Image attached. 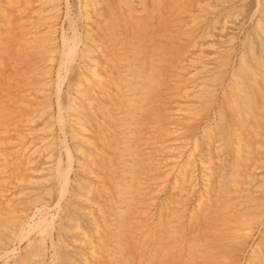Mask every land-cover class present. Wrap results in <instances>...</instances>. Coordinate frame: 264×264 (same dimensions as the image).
<instances>
[{"label": "bare ground", "instance_id": "bare-ground-1", "mask_svg": "<svg viewBox=\"0 0 264 264\" xmlns=\"http://www.w3.org/2000/svg\"><path fill=\"white\" fill-rule=\"evenodd\" d=\"M201 1L150 0V8L143 12L138 10L147 5H142L143 0H113L114 5L103 12V0H81L82 41L68 0H0V206L10 205L16 194L30 195L32 187L44 180L57 183L55 200L40 194L30 203L27 200L28 206L17 205L9 213L0 210V235H11L6 244L0 237V257L15 253L18 246L12 234L18 230L25 232L20 239L33 230L43 232L35 236L47 242L50 213L68 191L90 230L78 219H65L63 230L69 237L65 248L76 256L64 260L50 255L56 264H130L129 257L136 264H233L213 238L220 243L242 240L261 230L264 207L250 199L264 192V175H260L264 172V13L256 17L262 40L251 59L254 65L240 53L236 72L229 61L217 59L223 49L212 43L210 28L196 31L200 17L206 15ZM209 7L214 15V6ZM224 10L223 21L213 17L212 29L236 18L232 9ZM60 14L68 19L73 34L68 28L61 31L59 37H65L57 50ZM79 39L82 46L77 51ZM204 44L216 54H204ZM75 64L77 76L64 102L63 81ZM217 68L228 73L220 92L233 123L230 134L216 131L211 136L222 120L214 115L207 121L211 133L202 130L207 141L199 154L206 157L197 159V170L203 191L185 217L196 165L185 157L183 165L179 157L186 148L190 154L198 152V143L184 136L182 125L188 120L182 121L186 114L210 105L219 91L216 77L212 78ZM249 89L259 96L254 107ZM228 144L233 162L227 170H217L213 163L226 162ZM190 154H185L188 160ZM73 166L78 175L71 177ZM160 173L173 177L170 195L155 216L152 205L164 186L158 182ZM256 174L258 184L250 180ZM219 195L220 204L214 198ZM184 218L197 226L195 235L183 233ZM28 243L22 264L43 263L46 252ZM254 246L246 264H264V240Z\"/></svg>", "mask_w": 264, "mask_h": 264}, {"label": "rangeland", "instance_id": "rangeland-1", "mask_svg": "<svg viewBox=\"0 0 264 264\" xmlns=\"http://www.w3.org/2000/svg\"><path fill=\"white\" fill-rule=\"evenodd\" d=\"M79 0H68V3H69V5H70V9H71V12H73L74 14H72L71 15V17H73L74 16V19H75V21H74V23L76 24L75 25V28H76V30L78 31V33H80L81 34V39H82V41L84 40V25H83V23H82V21H80V18H81V15H80V12L78 11L79 9V5H80V3L79 2H81V0L78 2ZM240 0H202L201 2L203 3V10L205 11V12H202V13H204V15L206 14L207 15V17H206V15L205 16H201L200 17V20L199 21H202V22H200L201 24V26L199 27V30H196V31H200V30H202L203 28H205L206 26H208L207 28H210L209 30L214 34V39H213V41H212V43L214 44V46L216 45V47H218L219 49L221 48V49H223V52L221 53V52H219L220 53V55H219V53H215L216 54V57H217V59H219V60H223V61H229V64L231 65V68H233L236 72H237V70H238V61H237V58H236V56L237 55H239L240 53H243V54H245V56H246V59H247V61H248V63H250V66H253L254 65V61L252 62L251 61V59H252V56H256L257 54H258V50H259V48H260V44H261V40L262 39H260V36H258V31H256L257 30V28H255V24H256V22L258 21V19L260 18V16L262 17L263 16V14L262 13H264V0H241V2H239ZM258 1V2H257ZM143 4L142 5H145V3L147 4V5H145L144 6V8H141V6H138L139 8H138V10H144L143 12H145V10L147 9V7H148V9L150 8V4H151V2H150V0H143ZM148 2H150V3H148ZM207 2V3H206ZM238 2V3H237ZM222 3V4H221ZM258 3V4H257ZM77 4H78V6H77ZM206 4V5H205ZM209 4H211V6H214V8H215V13H214V15H213V13H210V12H213V11H210L211 9H210V7L208 8V5ZM215 4V5H214ZM238 4V5H237ZM114 5V2H113V0H103V5H102V11L103 12H107V8L109 7V6H113ZM256 5V6H255ZM258 5H259V7H258ZM233 6V7H232ZM143 7V6H142ZM222 7H224V9H229V10H231V12H234V14H236V18H233V22L232 21H230L229 23H227L224 27H221V26H219V24H217V26L215 27V29H212L211 28V24H212V20L215 18H218V19H216V21L218 20V21H223V12L225 11ZM226 7V8H225ZM239 8V9H238ZM241 9V10H240ZM245 9V10H244ZM73 10V11H72ZM214 10V9H213ZM237 10V11H236ZM240 11V13H239V11ZM244 10V11H243ZM257 12H255V11ZM258 10V11H257ZM78 11V12H77ZM208 11H210V12H208ZM77 12V13H76ZM162 12L163 13H165V9H162ZM259 12V13H258ZM195 13H196V11H195ZM242 13V14H241ZM246 13V14H245ZM253 13H254V16H251V15H253ZM261 13V14H260ZM199 14V13H198ZM251 16H249V15ZM213 15V16H212ZM246 15V16H245ZM247 15L251 18L250 19V21L248 22H246V20H249L248 18L249 17H247ZM77 16V17H76ZM79 16V17H78ZM215 16V17H214ZM241 16V17H240ZM243 16V17H242ZM214 17V18H213ZM222 17V18H221ZM258 19H257V18ZM59 18V19H58ZM58 18L56 19V21H58L57 22V33H56V37H57V40H56V38H55V41H54V46H57L58 48H57V50L58 49H60L61 47H60V45L62 46V42H61V40L65 37V36H63V37H59V36H61V31H63V30H66L67 28H68V23L69 22H66V20L68 21V19H66V18H64L63 17V15H59L58 16ZM209 18V19H208ZM203 19V20H202ZM208 19V20H207ZM197 20H198V16H197ZM235 20H236V22H235ZM256 20V21H255ZM203 21H205V22H203ZM235 22V23H234ZM241 22V23H240ZM244 22V23H243ZM62 23V24H61ZM197 23V22H196ZM205 25H203V24ZM239 23V24H238ZM247 23V24H246ZM238 25H240V26H238ZM243 25V26H242ZM204 26V27H203ZM63 29H62V28ZM236 27V28H235ZM65 28V29H64ZM194 28H196V26L194 27ZM224 28V29H223ZM238 28H239V30H238ZM254 28V29H253ZM68 29H70V28H68ZM220 29V30H219ZM221 29H222V31H221ZM232 30V31H231ZM238 30V31H237ZM219 31V32H218ZM236 31V32H235ZM246 31V32H245ZM60 32V33H59ZM230 32V33H229ZM247 32H248V34H247ZM73 34V27L70 29V32H69V34ZM234 33V34H233ZM236 33V34H235ZM257 34V35H256ZM226 35H228V36H226ZM232 35V36H231ZM258 38H257V37ZM75 37V36H74ZM220 37V38H219ZM227 37V38H226ZM254 37V38H253ZM222 39V40H221ZM227 39H229V41L227 40ZM260 39V40H259ZM75 40H76V37H75ZM221 40V41H220ZM79 43H78V48L76 49L77 51H79V47H81L82 45V42H81V40L79 39ZM232 43H231V42ZM234 41V42H233ZM251 41V42H250ZM59 42V43H58ZM60 42H61V44H60ZM220 42H223V43H220ZM249 42V43H248ZM258 42L260 43V44H258ZM57 43V44H56ZM211 43V44H212ZM251 43V44H250ZM256 43V44H255ZM243 44V45H242ZM249 44V45H248ZM80 45V46H79ZM227 45H229V46H227ZM247 45V46H246ZM166 46V45H165ZM204 46H206V48L203 50V51H205V52H203L204 54H207V55H209V56H212V55H215V54H211V53H209L210 51V49H214V48H207L208 46H207V44H204ZM251 46V47H250ZM224 47V48H223ZM227 47V48H226ZM247 47V48H246ZM253 47H254V49H253ZM56 48V47H55ZM181 48V47H180ZM179 48V49H180ZM233 48V49H232ZM249 48V50L247 51V49ZM251 48V49H250ZM232 49V50H231ZM253 49V50H252ZM250 50H252L253 52L251 53V52H249ZM225 51V52H224ZM242 51V52H241ZM249 52V53H248ZM238 53V54H237ZM15 55H17V52L16 53H14ZM77 54V53H76ZM75 54V55H76ZM247 54V55H246ZM248 54H251V56H249ZM253 54V55H252ZM13 55V54H12ZM14 55V56H15ZM13 56V58H15ZM18 56V55H17ZM16 56V57H17ZM74 58H75V60H73V62L71 63V64H73L74 65V63H76V61H77V55L76 56H74ZM234 60V61H233ZM237 61V62H236ZM233 63V64H232ZM209 66H213V64H209ZM218 69V70H217ZM217 69H213L214 70V72H213V74H212V78L213 77H216L214 80L218 83V89H219V91L217 90V92H215V95H213L212 96V99H211V102H210V105H208L207 107H200V109H196L197 110V112L195 111L194 112V115L193 114H186V115H188V116H186L185 118V120H183L182 122L183 123H186V122H184V121H187V123L186 124H183L182 125V127H185V129L183 130L182 128H181V131L183 130V132L182 133H184V136L185 137H187V139L189 138L190 139V141L191 142H194L193 141V139H195L196 140V142L198 143V152H196V153H192V154H190L191 153V151H189L188 149L189 148H186L185 150H183L182 151V153H183V155L181 154L180 155V157L179 158H182V163H183V165L185 164V162H183L184 160H185V158L187 159L186 160V162H188V161H191L192 159V163L194 162V165L193 166H195V172H193L194 174V176L192 177V182H191V184L193 185L191 188L192 189H190L189 191H190V194L191 195H189V197L187 198V201L185 202L186 204H185V206H184V208H185V212H184V214L186 215L185 217H187V214H189V212H191L192 210H193V208H195V205L196 204H194V203H196L197 201V197L198 196H200V194L202 193V191H203V182L201 181L202 179H201V176H200V170L198 171L197 169L198 168H200V163H199V161L197 160L198 158L199 159H202L203 160V158H205L206 156H205V154H199L201 151L202 152H204L205 151V149H206V139H207V135H205V134H203V131H204V128H206V132H210L211 133V130H209V129H211V128H207V127H211L212 125H211V123L210 124H208V120H209V118H211V117H213L214 115V118L216 117V119L218 118V120H221V122L219 121L218 122V129L217 130H215L214 128V131L215 132H213L212 134H211V136H215V133H216V131L217 132H219L220 134H223V135H225V134H230L229 132H230V128H229V126L231 127V125H232V123H233V120H232V118H231V114H230V112H228L229 111V108H227V106H228V104L226 103V100L223 98V94H221V92H222V88L223 87H225V85L224 84H226V80L228 79L227 77H228V73L226 72V71H224V69H220V68H217ZM220 70V71H219ZM77 67H76V64H75V66H73V67H71V69L67 72V75H65V78H64V81H63V86H62V93H61V100H63L64 102L65 101H67V99H68V95H69V90H70V86L72 85V83L74 82V80L76 79V76H77ZM216 73V74H215ZM224 73V74H223ZM227 75H226V74ZM199 75H202V73L200 72V73H198ZM215 74V75H214ZM227 76V77H226ZM244 77V76H243ZM246 78V77H245ZM244 81H246V79L244 80ZM220 84V85H219ZM221 89V90H220ZM223 90H224V88H223ZM250 90V96H249V103H250V105L251 106H256L257 104H258V99H259V96L255 93V92H252V91H254V90H251V89H249ZM221 91V92H220ZM218 93H220L221 94V96H220V94H218ZM254 93V94H253ZM252 96V97H251ZM255 98H254V97ZM252 99H253V101H252ZM255 100H257V101H255ZM226 103V104H225ZM253 103V104H252ZM256 103V104H255ZM197 108H199V107H197ZM202 108V109H201ZM199 111V112H198ZM218 112H219V114H218ZM224 115V117L222 116V115ZM191 117L190 119L189 118H187V117ZM221 116V117H220ZM223 117V118H222ZM227 117V118H226ZM194 120H193V119ZM200 120H199V119ZM198 120V121H197ZM205 121V122H204ZM208 121V122H207ZM229 122V123H228ZM192 123H194V124H192ZM207 123V124H206ZM219 123H220V125H219ZM223 123V124H222ZM229 124V125H228ZM227 127V128H226ZM216 128V127H215ZM229 128V129H228ZM187 129V130H186ZM224 129V130H223ZM186 130V131H185ZM203 130V131H202ZM186 134V135H185ZM199 134V135H198ZM188 135V136H187ZM202 135H203V137H202ZM181 136H183V134L181 135ZM205 136H206V138H205ZM185 137H183V138H185ZM202 138V139H201ZM192 139V140H191ZM204 139V140H203ZM70 145V144H69ZM229 146H227V156H226V162L224 163L223 162V165L221 166L220 164H218L219 163V161H214V163H213V165L216 167V169L217 170H219L220 168H224V169H228V165H230L231 164V162H233L232 160V148L230 149V145L231 144H228ZM192 147V146H191ZM229 147V148H228ZM72 148H73V146H72ZM71 148V149H72ZM191 150H192V148H191ZM185 151V152H184ZM186 151H187V153H186ZM189 152V153H188ZM208 152H210V154L212 155V152L211 151H208ZM185 154H190L191 156H192V158H189V160H188V157H189V155H185ZM194 155V156H193ZM198 155V156H197ZM214 155V154H213ZM190 156V157H191ZM197 156V157H196ZM205 156V157H204ZM208 156V155H207ZM183 157H185V158H183ZM216 159V158H215ZM194 160H197V162L196 161H194ZM230 161V162H229ZM182 163H181V165H182ZM199 163V164H198ZM198 164V165H197ZM182 165V166H183ZM186 165V164H185ZM264 169V168H263ZM197 172V173H196ZM76 173V174H75ZM263 173V174H262ZM260 175H264V172H262ZM162 174L164 175V173H160L159 175H158V177H160L159 178V180H158V182H159V185L161 184V185H164V186H161V187H159L160 188V190H163V191H160V193L158 192L157 193V196H156V198H155V201H154V206L152 205V213L155 215V216H157L158 214H157V212L159 211V207H160V204L162 205V203L164 202V200H166L167 198H168V196L170 195V193H169V187H170V181H171V179H172V177H173V175H169V176H166L165 177V175L164 176H162ZM72 175V176H71ZM75 175H78V173L76 172V169L74 168V166L72 167V169L70 170V176L71 177H73V176H75ZM257 175H259V174H256L255 175V177L254 176H250V180L252 179V181L253 182H255V184H258L259 183V179H260V175L259 176H257ZM162 176V177H161ZM169 178V179H168ZM171 178V179H170ZM167 179H168V181H167ZM49 181V182H48ZM162 181V182H161ZM258 181V182H257ZM163 182H164V184H163ZM166 182H167V184H166ZM169 183V184H168ZM158 185V186H159ZM71 189V188H70ZM263 189V188H262ZM54 190V191H53ZM264 191V190H263ZM56 192H57V183L55 182V180L54 179H49V180H47V181H43V182H40V183H37L35 186H33L32 187V189H31V193H30V195H26V196H22V195H19V194H16L14 197L15 198H13V200L12 201H10L9 203H10V205H8V204H4L5 206H3V204H1L2 206H0V207H2L0 210H4L5 211V213L6 212H11L10 211V209L9 208H11V209H16V207H18L17 205H23V206H28L29 205V203H30V201L32 200V199H34V197H35V195L36 196H38V195H40V194H46L48 197H49V199L52 201V200H55L56 199V196H57V194H56ZM199 192V193H198ZM199 195H198V194ZM168 194V195H167ZM69 195V191L67 192V195H66V198L64 199V200H62V202L58 205V206H56V207H54L53 208V210L51 211V213H50V228L48 229V232H46L45 233V235H46V238L48 237V239L49 240H47V242L46 241H42V242H39V240H38V238H36V234H43V232L42 233H39V232H36L35 230H33V231H31V232H29V234H27L23 239H20V237L21 236H24V234H25V232L23 233V231L22 232H18L17 231V234H19V235H17L16 233H14V234H12V236L13 237H16V239L14 240L15 241V243H17V249H16V251H15V253L13 254V255H11L10 253H9V255L7 254V255H3V256H1L0 257V264H22V262H23V258H25L26 256H27V252H26V245L27 244H29L28 242H30V247H32V246H34V249L35 248H37V246H41V247H38V249L40 250V251H43V253L44 252H46L45 253V256L43 257V263L41 262L40 264H56L55 262H54V260H51V258L49 259V256L50 255H52L53 256V258H54V256H56V258L58 257V255L60 256V258H64V260H65V258L66 259H68L69 257H75L76 255L74 254V252H72L71 250H70V248H68V247H66L65 248V245H67V243L69 242V237H68V235L64 232V230L63 229H65L67 226V223H66V220L65 219H68V218H70V219H78L79 220V222L83 225V226H85V229L86 230H90V225H89V223H88V220H87V218L84 216V214L81 212V210H80V206L77 204V202L76 201H74L73 202V200L70 198V196H68ZM53 196V197H52ZM254 196H256V197H254ZM253 196V200L252 199H250L251 200V202H254V204H257L256 206H263L264 207V192L263 193H261V194H256V195H254ZM191 198V199H190ZM215 199H216V202L217 203H219L220 204V195L218 196V197H214ZM27 200H29L28 202H27ZM26 201V202H25ZM26 203L28 204V205H26ZM193 203V204H192ZM71 204V205H70ZM6 205H8V206H6ZM187 205V206H186ZM4 207V208H3ZM14 207V208H13ZM6 208V209H5ZM157 208V209H156ZM187 208V209H186ZM191 208V209H190ZM8 210V211H7ZM79 210V211H78ZM190 210V211H189ZM156 211V212H155ZM189 211V212H188ZM8 212V213H9ZM157 215H156V214ZM64 214H65V216L66 217H64V219H63V216H64ZM185 220V221H184ZM184 222L182 221V223H181V227L182 226H184V228L182 227V230H184L183 231V233L184 234H186V235H191V233H192V235H195V231H196V229L195 228H197V226L195 225V223L193 224L192 222H188V220L186 219V218H184ZM12 222V221H11ZM10 222V223H11ZM84 222V223H83ZM189 223V226L188 225H186V224H188ZM4 223V222H3ZM86 223H87V225H86ZM186 223V224H185ZM183 224V225H182ZM195 225V226H194ZM64 226V227H63ZM186 227H187V229H186ZM264 226H262L261 227V230H254L253 232H252V236L251 237H249L248 239H242V240H237V239H235V238H233V239H231V240H229V241H227V242H224V243H220V240L218 239V237L217 238H213V242H214V244L215 243H217V244H215L216 245V248H218V250H220V251H223V253H226V254H228L230 257H231V259L233 260V264H246V262L248 261H250V259H251V256H252V254L250 255V253H251V251H252V249L255 247L254 245H256V243L257 242H259V243H261V240L263 239L264 240V236H262L261 235V232L263 231V228ZM15 228V225H13V228H11V230H13V232H14V229ZM189 228V229H188ZM195 230V231H194ZM21 231V230H20ZM189 231V232H188ZM12 232V233H13ZM264 232V231H263ZM188 233V234H187ZM16 234V235H15ZM262 234H264V233H262ZM17 236H19V238H17ZM0 237L3 239L2 240V242L4 243V244H6L7 242H8V237L10 238L11 237V235H10V233L8 232H4V234H2V236L0 235ZM19 239V240H18ZM260 239V240H259ZM31 240V241H30ZM258 240V241H257ZM19 241V242H18ZM62 241L63 242H65V244L63 243V245H62ZM257 241V242H256ZM37 242V243H36ZM2 243V244H3ZM19 243V244H18ZM39 243V244H38ZM220 243V244H219ZM255 243V244H254ZM26 244V245H25ZM33 244V245H32ZM37 244V245H36ZM253 246V247H252ZM33 248V247H32ZM32 248H31V250H32ZM33 249V250H34ZM45 249V250H44ZM250 252V253H249ZM47 253H48V255H47ZM26 254V256H24ZM55 254V255H54ZM250 255V256H249ZM8 256V257H7ZM4 257V258H3ZM132 258V257H131ZM131 258L129 257V263L130 264H136V262L134 261V260H131ZM45 259V260H44ZM167 260V259H166ZM134 261V262H133ZM45 262V263H44Z\"/></svg>", "mask_w": 264, "mask_h": 264}]
</instances>
